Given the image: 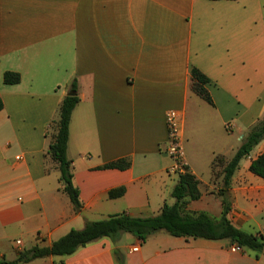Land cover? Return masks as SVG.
Returning a JSON list of instances; mask_svg holds the SVG:
<instances>
[{"label":"crops","instance_id":"crops-1","mask_svg":"<svg viewBox=\"0 0 264 264\" xmlns=\"http://www.w3.org/2000/svg\"><path fill=\"white\" fill-rule=\"evenodd\" d=\"M194 68L210 80L213 106L193 92ZM7 71L21 82L5 85ZM74 80L80 102L68 157L81 213L48 154ZM0 96V259L50 247L89 221L149 218L173 205L171 110L180 113L188 169L200 182V198L184 212L219 220L212 163L230 160L264 117V0H0ZM263 153L264 140L232 178L230 220L264 236V180L249 170ZM121 159L128 169L105 168ZM119 188L123 196L110 198ZM232 246L164 231L145 242L124 234L118 244L103 238L28 264H118L116 249L125 264H264V254Z\"/></svg>","mask_w":264,"mask_h":264},{"label":"trees","instance_id":"trees-1","mask_svg":"<svg viewBox=\"0 0 264 264\" xmlns=\"http://www.w3.org/2000/svg\"><path fill=\"white\" fill-rule=\"evenodd\" d=\"M217 1V0H212ZM193 92L213 106L212 97L206 86L210 80L198 69L192 70ZM5 85H17L21 82V75L7 71L3 75ZM73 96H66L59 108L58 119L53 121V139L50 143L48 154L56 163L60 172V182L63 191L69 196L77 213L82 212L80 191L73 183V162L68 157V142L70 123L74 109L80 102L78 84L74 80L70 87ZM4 104L0 96V112ZM264 140V117L256 123L247 133L242 145L230 160L223 156H216L212 163L213 181L221 179L218 196L222 200L223 213L216 220L206 213L189 214L184 212L187 200H198L201 196L199 180L187 171L180 174L177 184L172 191L176 200L173 205L165 204L159 215L149 218H133L126 214L115 215L109 219L95 222H86L82 230H71L65 236L55 241L50 247L36 245L28 250L18 253L16 260L8 261L0 259V264H28L37 259L48 257H66L73 255L78 249L87 246L103 238H109L114 244H118L124 234H131L142 241H146L152 235L164 231L173 237L206 239L211 241H228L232 245L237 244L246 251L264 254V236L261 233L251 234L235 227L230 220L232 201L230 188L232 178L239 169L240 163L248 158L253 149ZM130 162L121 159L105 166L108 169L126 170ZM250 172L264 180V153L253 160ZM124 188L112 190L110 198L123 196ZM118 264H125L119 250L114 251ZM64 264V263H61Z\"/></svg>","mask_w":264,"mask_h":264},{"label":"built area","instance_id":"built-area-1","mask_svg":"<svg viewBox=\"0 0 264 264\" xmlns=\"http://www.w3.org/2000/svg\"><path fill=\"white\" fill-rule=\"evenodd\" d=\"M181 116L178 111L171 110L166 116V126L168 133V149L167 152L173 160L172 171L178 175L184 174L188 169V163L186 159L184 140L180 127ZM232 250L236 252H243L244 249L239 245L234 244ZM139 251V247H133L131 253Z\"/></svg>","mask_w":264,"mask_h":264},{"label":"rangeland","instance_id":"rangeland-1","mask_svg":"<svg viewBox=\"0 0 264 264\" xmlns=\"http://www.w3.org/2000/svg\"><path fill=\"white\" fill-rule=\"evenodd\" d=\"M229 129H231V126H228V130H229ZM214 183H216V182L214 181Z\"/></svg>","mask_w":264,"mask_h":264},{"label":"water","instance_id":"water-1","mask_svg":"<svg viewBox=\"0 0 264 264\" xmlns=\"http://www.w3.org/2000/svg\"><path fill=\"white\" fill-rule=\"evenodd\" d=\"M74 94H72V93H69V96H73Z\"/></svg>","mask_w":264,"mask_h":264}]
</instances>
